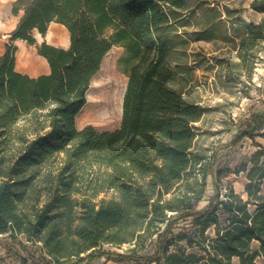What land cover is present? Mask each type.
Listing matches in <instances>:
<instances>
[{
    "label": "trees",
    "instance_id": "obj_1",
    "mask_svg": "<svg viewBox=\"0 0 264 264\" xmlns=\"http://www.w3.org/2000/svg\"><path fill=\"white\" fill-rule=\"evenodd\" d=\"M261 4L251 7L259 11ZM206 12L218 15L219 7L209 0H15L12 42L35 44L36 31L46 35L58 23L70 46L43 42L38 53L50 73L37 78L16 69V45L0 54V235L21 250L35 245L40 264L103 257L136 264L264 262V147L236 171L246 174L243 194L223 184L230 171L219 168L218 150L197 146L206 110L171 85L176 29ZM238 21V56L248 63L250 50L264 45V22ZM114 46L125 49L129 65L121 128L79 129L77 116ZM251 111L233 123L231 144L264 137V98ZM210 185L215 193L199 209ZM182 221L193 232L175 233ZM149 239L156 251L143 255ZM127 244L134 247L111 250Z\"/></svg>",
    "mask_w": 264,
    "mask_h": 264
},
{
    "label": "rangeland",
    "instance_id": "obj_2",
    "mask_svg": "<svg viewBox=\"0 0 264 264\" xmlns=\"http://www.w3.org/2000/svg\"><path fill=\"white\" fill-rule=\"evenodd\" d=\"M219 7V14L200 13L195 18L182 22L176 30L174 48L171 51L169 62L176 71V76L171 83L172 87L180 91L189 101L202 106L206 113L203 120L197 124L200 128L198 147L201 149L218 150L220 169L230 171L223 177V184H233L238 193L245 192L246 174L236 173L243 164L249 160L264 144V137L257 136L254 140L245 137L235 144H231L233 135L237 133L233 123L248 119L257 100L264 98V45L253 47L249 52L250 61L244 63L238 56L241 39L235 29L241 27L239 19L245 20V15L257 11L251 7L252 0H209ZM227 8V11H225ZM259 11H264V4L259 6ZM264 13V12H263ZM261 16L264 17V14ZM19 18H11L0 24V54L5 53L7 46L16 45L18 50L22 43L28 48L30 57L40 59L38 47L43 43L69 48L70 34L61 25L52 24L46 35L35 32V44L12 42L11 33L17 26ZM224 21L226 25L219 24ZM247 21V20H246ZM264 22L253 23L258 25ZM206 23V24H205ZM233 23H236L233 27ZM208 27L205 39L199 36L202 29ZM224 35L231 40L224 41ZM249 37L253 35L249 33ZM18 54V51H17ZM254 56V59H253ZM125 49L114 46L105 57L101 70L95 76L89 88V100L77 116L78 128L93 126L99 132H115L121 128L123 119L124 97L129 82L126 73L129 65L124 62ZM252 60V61H251ZM17 64V62H16ZM39 64V63H38ZM264 91V90H263ZM232 129L231 132H229ZM48 169H42V175ZM226 191V186H223ZM264 188V185H263ZM215 193L212 185L207 190L206 198L200 203L199 209H204L210 197ZM193 232L189 221L180 222L175 227V233L182 231ZM211 232V231H210ZM110 247V246H109ZM131 245L111 247L113 251L126 252L133 248ZM156 251L155 241H146L145 249L140 250L143 255H153ZM41 253L36 251V246L31 245L27 250H21L12 243L7 235H0V264H40ZM8 257L4 261V257ZM81 264H86L81 263ZM92 264H136L119 262L103 257ZM152 264H164L162 261ZM258 264H264L259 259Z\"/></svg>",
    "mask_w": 264,
    "mask_h": 264
},
{
    "label": "crops",
    "instance_id": "obj_3",
    "mask_svg": "<svg viewBox=\"0 0 264 264\" xmlns=\"http://www.w3.org/2000/svg\"><path fill=\"white\" fill-rule=\"evenodd\" d=\"M253 1L254 0H252L251 2H253ZM14 2H15V0H0V24H4L7 20H9L13 17L19 18L18 16H15L13 14ZM251 12L248 15H245V17H244L245 20H247L248 22H253V23H258V22H261L263 20L264 17L261 16L262 14H264L263 12H259V11H253V13H251ZM52 24L61 25L58 23H52ZM61 26H63V25H61ZM19 41L24 42L23 40H17L16 42H19ZM21 46L22 47L20 48V50H18V53L21 52L22 54H26L29 58L34 60L33 56L30 57V54L28 53V51H29L28 48L23 43ZM1 54H4V53H1ZM17 59H18V54H17ZM37 61L39 63L37 67H28L25 69H21V68L18 69L17 64H16V69L19 72H21L23 74H27L32 78H37L39 76L49 74L50 73V66H49L48 61L42 56H40V59ZM79 129H82V128H79ZM259 144L262 145V142H260ZM262 146L264 147V144Z\"/></svg>",
    "mask_w": 264,
    "mask_h": 264
},
{
    "label": "bare ground",
    "instance_id": "obj_4",
    "mask_svg": "<svg viewBox=\"0 0 264 264\" xmlns=\"http://www.w3.org/2000/svg\"><path fill=\"white\" fill-rule=\"evenodd\" d=\"M38 63L36 60H33L29 58L26 54H22L21 52L18 53V59H17V67L18 69H25L28 67H37ZM88 100H89V94H88Z\"/></svg>",
    "mask_w": 264,
    "mask_h": 264
}]
</instances>
